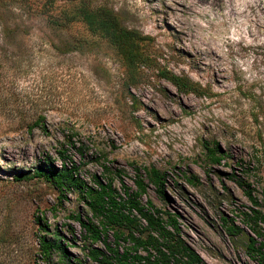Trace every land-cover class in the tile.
<instances>
[{
	"label": "rangeland",
	"instance_id": "obj_1",
	"mask_svg": "<svg viewBox=\"0 0 264 264\" xmlns=\"http://www.w3.org/2000/svg\"><path fill=\"white\" fill-rule=\"evenodd\" d=\"M75 2L139 36L147 59L127 68L67 13ZM48 160L91 187L112 180L120 196L156 168L164 197L149 184L142 204L176 216L205 263L264 264L246 195L264 191V0H0V264H96L74 219H93L83 201L20 179ZM54 231L67 262L40 253ZM105 243L129 248L112 232Z\"/></svg>",
	"mask_w": 264,
	"mask_h": 264
},
{
	"label": "trees",
	"instance_id": "obj_2",
	"mask_svg": "<svg viewBox=\"0 0 264 264\" xmlns=\"http://www.w3.org/2000/svg\"><path fill=\"white\" fill-rule=\"evenodd\" d=\"M67 13L74 15L73 20L78 19L77 21L83 25L88 34L104 38L115 47L127 68L147 59L148 55L144 56L138 48L135 54L136 45L142 39L124 30L113 22L110 16L105 18L102 13L91 9L88 4L77 2L67 10ZM167 79L178 89L191 87L186 79L174 76ZM205 150L211 163L221 162L222 152L219 149L206 147ZM62 164L61 168H58L51 161H44L33 168L30 176H21L20 179L43 180L56 190L60 200L66 199V194L73 193L83 201L93 219H82L79 215H75L74 219L84 233V240L92 246L87 253L92 262L96 264H112V261L118 264H207L183 240L176 216L163 214L154 208L150 201L146 205L142 204V197L146 194L149 184L156 188L161 197H164L165 177L156 168L151 167L146 171L149 184L144 183L138 171L134 181L136 190L130 192L125 185H121L123 196H120L112 188V180L108 179L105 184L104 180L93 176L95 187H91L79 177L78 169L74 165L67 167L64 162ZM246 195L255 207V210L251 209L252 220L255 224L261 222L264 225V191L260 202L252 198L249 192H246ZM43 230L45 233L49 232L47 227ZM227 231L230 235L234 233L233 228H228ZM109 232L114 235L115 242L123 239L129 244V248L120 254L116 248L106 244ZM48 236L45 234L39 238L42 257L48 260L53 253H57L63 261H69L59 234L54 231ZM98 243H104L110 255L93 247Z\"/></svg>",
	"mask_w": 264,
	"mask_h": 264
}]
</instances>
